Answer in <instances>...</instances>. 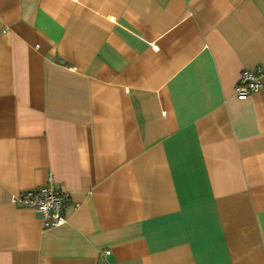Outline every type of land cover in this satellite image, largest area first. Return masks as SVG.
Here are the masks:
<instances>
[{"label": "crops", "instance_id": "crops-1", "mask_svg": "<svg viewBox=\"0 0 264 264\" xmlns=\"http://www.w3.org/2000/svg\"><path fill=\"white\" fill-rule=\"evenodd\" d=\"M256 66L264 0H0V264H264Z\"/></svg>", "mask_w": 264, "mask_h": 264}, {"label": "built area", "instance_id": "built-area-1", "mask_svg": "<svg viewBox=\"0 0 264 264\" xmlns=\"http://www.w3.org/2000/svg\"><path fill=\"white\" fill-rule=\"evenodd\" d=\"M264 90V67L243 69L239 73L234 91L238 98L244 99L253 92ZM11 200L24 207L39 212L44 227H53L65 222V208L71 201L69 193L56 186L52 176L44 186L12 196ZM108 253V251H105Z\"/></svg>", "mask_w": 264, "mask_h": 264}]
</instances>
